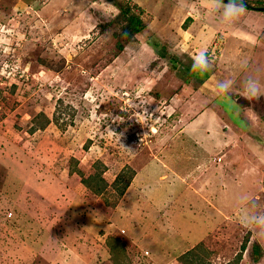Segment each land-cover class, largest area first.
Returning <instances> with one entry per match:
<instances>
[{
	"label": "rangeland",
	"instance_id": "1",
	"mask_svg": "<svg viewBox=\"0 0 264 264\" xmlns=\"http://www.w3.org/2000/svg\"><path fill=\"white\" fill-rule=\"evenodd\" d=\"M125 1L0 0V264H264V5Z\"/></svg>",
	"mask_w": 264,
	"mask_h": 264
},
{
	"label": "trees",
	"instance_id": "2",
	"mask_svg": "<svg viewBox=\"0 0 264 264\" xmlns=\"http://www.w3.org/2000/svg\"><path fill=\"white\" fill-rule=\"evenodd\" d=\"M254 2L260 6L264 5V0H254ZM117 7H118V13L113 17L114 21L120 26V32L116 33V37L118 38V40L116 41V46L118 49H122L124 43L130 42L137 33H141L145 30V24L142 19V14L144 10L137 3L129 0L123 2V4L118 5ZM243 7H245L246 9L249 8V6L247 5H243ZM188 70L191 71L190 74L194 75V71H195L194 69L193 70L188 69ZM199 70L201 71L203 69H199ZM195 75H198V73ZM82 180L87 186L93 188L95 192H99L102 189H104V185H105L104 182H106L104 179L99 177V182L101 181V183L96 185V187H94L91 185L92 184L91 179L89 180L88 178L83 177ZM124 188L125 186L122 187L121 192L124 190ZM246 242H247V238L242 243L241 251L245 249ZM183 256L186 257V255L184 254L181 255L179 257L180 261L183 260ZM240 257H241V253H239L237 257L234 259V264H237L238 261H240Z\"/></svg>",
	"mask_w": 264,
	"mask_h": 264
},
{
	"label": "water",
	"instance_id": "3",
	"mask_svg": "<svg viewBox=\"0 0 264 264\" xmlns=\"http://www.w3.org/2000/svg\"><path fill=\"white\" fill-rule=\"evenodd\" d=\"M222 1H226L232 4H244V5H248V2L246 0H222ZM256 9H264V7H254Z\"/></svg>",
	"mask_w": 264,
	"mask_h": 264
},
{
	"label": "crops",
	"instance_id": "4",
	"mask_svg": "<svg viewBox=\"0 0 264 264\" xmlns=\"http://www.w3.org/2000/svg\"><path fill=\"white\" fill-rule=\"evenodd\" d=\"M221 67H223V66H221ZM231 67H233V66H231ZM231 67H229V69H231ZM223 72H224V70H223ZM229 73H231V71H229V70H225V74L224 75H226V76H230V75H232V74H229Z\"/></svg>",
	"mask_w": 264,
	"mask_h": 264
}]
</instances>
